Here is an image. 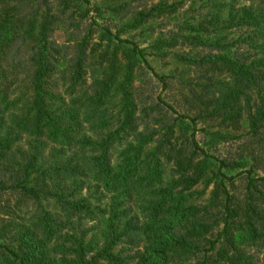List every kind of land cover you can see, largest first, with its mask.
Here are the masks:
<instances>
[{
	"label": "trees",
	"instance_id": "16d2710c",
	"mask_svg": "<svg viewBox=\"0 0 264 264\" xmlns=\"http://www.w3.org/2000/svg\"><path fill=\"white\" fill-rule=\"evenodd\" d=\"M52 1L55 11L50 0H0V200L18 196L14 206L0 203V264H264V176H253L264 173V0H209L197 23L153 45L190 48L173 56L202 77L186 95L195 115L177 117L180 138L160 112L170 106L138 99L136 72L151 69L152 53L95 22L98 43L89 25L58 45L53 32L84 18L89 1ZM181 4L135 11L122 30L172 16ZM215 28L242 33L235 50L222 37L206 38ZM93 55L101 74L88 83ZM155 109L160 118L151 122ZM198 121L213 141L244 138L236 158L200 147ZM207 174L209 199L196 203ZM240 175L242 199L228 190ZM21 204L26 219L16 217Z\"/></svg>",
	"mask_w": 264,
	"mask_h": 264
},
{
	"label": "rangeland",
	"instance_id": "374dc122",
	"mask_svg": "<svg viewBox=\"0 0 264 264\" xmlns=\"http://www.w3.org/2000/svg\"><path fill=\"white\" fill-rule=\"evenodd\" d=\"M50 6L53 10H56L57 3L50 0ZM89 5L82 4V10H80V15L85 13V17H79V15H75L74 18L70 20H66V24L60 23L59 27L53 32L51 39L57 43L58 45L64 44L68 40V35L72 33L73 35L79 37L86 33L89 25L92 27L94 33L92 36V42L98 43L99 33L98 29L95 25H91L92 22L97 23L101 27H107L113 34L119 33V38L122 40L130 41L139 47V49H143L145 53H152L149 56H146V60L148 62L150 70L143 65V69L138 70L136 72V77L140 78L137 80L138 83L136 85H140L138 99L140 100V105H145L147 107L154 106L158 103L157 99H160L162 103L170 106L173 110L167 109L165 106L160 104V110H153L149 114L147 120L152 122L158 120L160 118V114L158 111L162 113L165 117V122L168 123L169 126H174L175 128V137H179L182 134L183 126L180 125L181 120L177 117L178 115H195L194 111L190 109L189 104L186 101V95L188 94L189 85L193 82L194 84L202 80L201 74L198 70L194 68H189L187 66L181 65L173 54H181L189 53L190 48L186 47H177L168 50L169 48L161 50L160 52L153 49V45L157 43L159 40H169L170 35L179 31L181 25L184 23L194 24L197 23L201 16L208 12L209 8V0H88ZM158 1H165L167 4H171L173 2H182L181 6L177 9L176 13L172 16H164L159 17L158 19H153L140 28L136 30H122L123 25L130 19L131 15L135 11L142 10L143 8H148ZM211 1V0H210ZM123 4L127 6L121 10ZM113 10H119V12H114ZM74 22L78 23L79 27L77 31H74L72 27H69V23ZM66 25V26H65ZM67 29V30H66ZM219 28H215V30L210 29V35L206 36L208 40L213 41L216 38H224L225 43H229L232 47V50L239 45L235 43V40L239 38L242 34L240 31L235 29L232 30H220V35H217L216 31H219ZM180 32V31H179ZM165 49V50H164ZM198 52L201 51L203 53L207 52V49H197ZM168 53V56L162 57V53ZM195 52V50H194ZM171 53V54H170ZM95 63V55L90 56L87 62V82H90L91 77H96L101 74V70L94 66ZM158 76V78L155 77ZM89 76V77H88ZM166 78L163 81H160L159 78ZM189 102V101H188ZM185 123H189L188 120H184ZM154 126V129H158V123L151 124ZM207 127L206 124H203L201 121L197 122V131L195 133V139L198 142L199 146L202 147L209 154L218 158H227L229 160L236 158V153L238 151L237 146L244 142L245 139H239L235 142L230 141L228 143H219L217 141H213V138L210 134H206L201 130V128ZM185 132L187 128L184 127ZM199 129V130H198ZM218 130L216 127H212L208 129L209 133H213ZM159 133H154L155 137L158 138L162 134V131L159 130ZM190 132L188 131V134ZM160 134V135H159ZM244 134L243 129L240 131H231L232 136H239ZM250 165H247L244 169H249ZM214 169V167H212ZM237 171H241V169L233 170L232 172H227L228 176H234L237 174ZM169 169L166 170V179L169 174ZM254 177L261 178L264 176V173L257 171L253 174ZM212 179L211 174H207V177L203 179V182L198 185L194 191L197 194L193 196L194 202L196 203H206L209 199L210 192L212 191V184H208V180ZM247 181L245 179V175H240L235 177L233 183H230L228 186V190L230 194L239 197L242 199L245 193V185ZM10 206H14L17 203L18 196L10 195L8 198L7 195L3 196L0 200L1 204L7 203ZM18 207H22L19 210L15 211L16 217H23L26 219V210L23 204ZM4 217L3 219H7L8 217ZM15 222H20L18 218H14ZM92 225V224H91ZM252 249L251 251H253ZM253 253V252H251ZM261 259L262 255L259 253L257 256Z\"/></svg>",
	"mask_w": 264,
	"mask_h": 264
}]
</instances>
